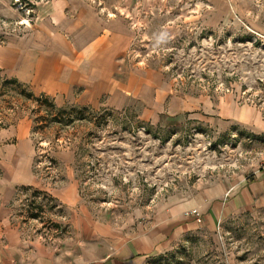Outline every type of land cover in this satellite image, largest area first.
Masks as SVG:
<instances>
[{"label": "rangeland", "instance_id": "1", "mask_svg": "<svg viewBox=\"0 0 264 264\" xmlns=\"http://www.w3.org/2000/svg\"><path fill=\"white\" fill-rule=\"evenodd\" d=\"M51 1L0 0V46ZM78 1L97 16L123 20L128 39L120 67L170 97L208 101L211 114L151 122L135 99L114 107L106 92L87 94L85 102L48 96L53 106L0 69V144L8 141L4 129L29 128L38 182L0 198V223L59 256L85 245L81 219L138 233L153 227L170 200L235 187L264 170V0ZM228 104L249 119L225 128L212 123L216 105ZM70 182L78 200L67 206L53 191ZM162 239L167 246L138 264H264V205L210 226L196 221ZM89 243L95 249L96 240Z\"/></svg>", "mask_w": 264, "mask_h": 264}, {"label": "crops", "instance_id": "2", "mask_svg": "<svg viewBox=\"0 0 264 264\" xmlns=\"http://www.w3.org/2000/svg\"><path fill=\"white\" fill-rule=\"evenodd\" d=\"M95 14L78 0H53L43 4L33 24H27L22 34L8 37L0 46V69L28 84L34 92L60 102L64 99L85 102L87 94L97 97L103 92L108 94L107 103L114 107H122L135 99L139 115L151 122L185 114L198 118L202 116L198 111L203 109L205 114H211L207 110L208 101L170 97L167 88L153 90L150 80L120 67L128 39L126 29L121 27L123 20L118 16L104 18ZM216 107L218 118L211 121H216L220 128L249 119L231 104ZM3 131L1 135L8 141L0 144L2 202L11 198L15 188L38 184L32 172L33 143L29 128L10 127ZM260 172L252 180L243 178L235 187L231 183L219 184L213 192L209 189L195 197L170 200L153 227L138 233L120 231L100 220L81 219L79 232L85 245L81 244L72 256H59L38 242L22 239L7 221L2 222L0 264H138L165 248L162 238L178 236L195 224L196 220L186 215V210L196 208L201 222L210 226L234 212L264 205V170ZM69 184L53 191L67 206L78 200L75 184ZM92 240H96L95 249L88 247Z\"/></svg>", "mask_w": 264, "mask_h": 264}, {"label": "trees", "instance_id": "3", "mask_svg": "<svg viewBox=\"0 0 264 264\" xmlns=\"http://www.w3.org/2000/svg\"><path fill=\"white\" fill-rule=\"evenodd\" d=\"M10 82H15V83H18V84H23L21 82H19L17 79L15 78H12L10 79ZM37 100H41V101H45V102H48L49 105H53L54 106V103L52 101L49 100V97L43 93H41L39 96L36 97ZM60 111V110H59Z\"/></svg>", "mask_w": 264, "mask_h": 264}, {"label": "built area", "instance_id": "4", "mask_svg": "<svg viewBox=\"0 0 264 264\" xmlns=\"http://www.w3.org/2000/svg\"><path fill=\"white\" fill-rule=\"evenodd\" d=\"M186 215L193 216L197 222H201V215L196 208H192L185 211Z\"/></svg>", "mask_w": 264, "mask_h": 264}, {"label": "bare ground", "instance_id": "5", "mask_svg": "<svg viewBox=\"0 0 264 264\" xmlns=\"http://www.w3.org/2000/svg\"><path fill=\"white\" fill-rule=\"evenodd\" d=\"M8 3V2H7Z\"/></svg>", "mask_w": 264, "mask_h": 264}]
</instances>
